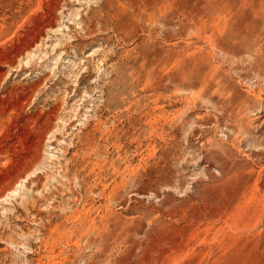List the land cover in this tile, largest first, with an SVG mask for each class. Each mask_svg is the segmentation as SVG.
<instances>
[{
	"label": "rangeland",
	"instance_id": "374dc122",
	"mask_svg": "<svg viewBox=\"0 0 264 264\" xmlns=\"http://www.w3.org/2000/svg\"><path fill=\"white\" fill-rule=\"evenodd\" d=\"M0 264H264V0H0Z\"/></svg>",
	"mask_w": 264,
	"mask_h": 264
},
{
	"label": "bare ground",
	"instance_id": "6f19581e",
	"mask_svg": "<svg viewBox=\"0 0 264 264\" xmlns=\"http://www.w3.org/2000/svg\"><path fill=\"white\" fill-rule=\"evenodd\" d=\"M41 25H42V24H41ZM46 25H47V24H46ZM46 27H47V26H46ZM43 30H44V29H43ZM39 38H40V37H39ZM18 53H19V52H18ZM33 91H34V90H33ZM35 91H36V89H35ZM21 93H22V92H21ZM4 106H5V105H4ZM16 106H17V105H16ZM12 109H13V108H12ZM18 111H19V110H18ZM50 111H51V110H50ZM18 113H19V112H18ZM17 116H18V115H17ZM45 117H46V116H45ZM42 118H43V117H42ZM72 118H73V117H72ZM24 119H25V118H24ZM36 119H37V118H36ZM38 120H40V119H38ZM13 121H14V120H13ZM44 121H45V119H44V120L41 119L42 124L44 123ZM48 121H49V120H48ZM48 121H47V122H48ZM3 124H4V123H3ZM18 124H19V123H18ZM42 124L40 123V126H42ZM44 124H46V123H44ZM46 125L48 126V124H46ZM96 125H97V124H96ZM6 126H7V125H6ZM37 126H38V125H37ZM47 126H46V127H47ZM11 127H12V126H11ZM48 127H49V126H48ZM36 128H37V127H36ZM42 128H43V127H42ZM42 128H39V129H42ZM49 129H50V128H49ZM44 130H45V129H44ZM46 130H47V129H46ZM34 131H36V130H34ZM85 131H86V130H85ZM94 131H95V130H94ZM12 132H13V131H12ZM39 132H40V131H39ZM43 132H44V131H43ZM66 132H67V131H66ZM40 133H41V132H40ZM64 134H65V133H64ZM2 135H3V134H2ZM41 135L43 136L42 133H41ZM35 136H36V135H35ZM6 138H7V137H6ZM20 138H21V137H20ZM38 139H39V138H38ZM83 140H84V139H83ZM44 141H45V140H44ZM43 145H44V144H43ZM85 145H86V144H85ZM37 147H39V146H37ZM72 147H73V146H72ZM18 151H19V150H18ZM28 151H29V150H28ZM4 154H5V153H4ZM71 158H72V157H71ZM41 162H42V160H41ZM13 163H14V162H13ZM42 165H43V164H42ZM10 166H11V165H10ZM30 166H31V165H30ZM34 166H35V165H34ZM74 166H75V165H74ZM27 168H28V167H27ZM36 170H37V169H36ZM24 171H25V170H24ZM24 171H23V172H24ZM26 171H27V169H26ZM26 171H25V172H26ZM29 171H30V168H29L28 172H29ZM20 172H22V171H20ZM25 172H24V173H25ZM24 173H23V174H24ZM31 173H32V172H31ZM66 173H67V172H66ZM20 176H22V174H21ZM74 176H75V175H74ZM75 177H76V176H75ZM11 178H12V177H11ZM19 179H21V178H19ZM17 180H18V179H17ZM13 182H14V179H13ZM18 182H19V181H18ZM15 183H17V182H15ZM15 183H14V184H15ZM23 184H24V183H23ZM9 186H10V185H9ZM11 186H12V185H11ZM57 189H58V188H57ZM10 190H11V189H10ZM13 190H14V189H13ZM4 191H5V190H4ZM7 191H9V190H7ZM9 192H10V191H9ZM14 192H15V191H14ZM50 193H51V192H50ZM52 194H53V193H52ZM3 195H4V194H3ZM5 199H6V198H5ZM34 200H35V199H34ZM39 203H40V202H39ZM42 206H43V205H42ZM36 215H37V214H36Z\"/></svg>",
	"mask_w": 264,
	"mask_h": 264
}]
</instances>
